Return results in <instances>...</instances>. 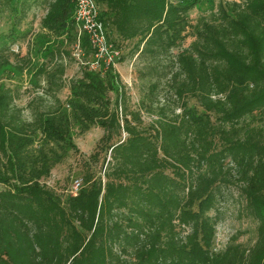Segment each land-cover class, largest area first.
Wrapping results in <instances>:
<instances>
[{"label": "trees", "instance_id": "16d2710c", "mask_svg": "<svg viewBox=\"0 0 264 264\" xmlns=\"http://www.w3.org/2000/svg\"><path fill=\"white\" fill-rule=\"evenodd\" d=\"M93 1L103 29L113 30L114 38L105 33L110 47L134 40L129 53L152 63L176 50L169 87L200 110L148 108L155 118L142 126L110 63L105 72L82 67L63 101L56 96L63 66L55 64L40 87L50 102L27 104L28 119L14 104L18 94L0 83V264H264V130L239 124L264 113V0L225 2L214 24L189 22L198 0ZM67 5L0 0V20L12 23L0 36V71L32 68L27 55L11 51L26 35L19 27L32 8L62 24ZM74 126L99 127L109 159L101 178L87 170L77 192L63 195L47 178L74 148ZM231 183L256 236L249 247L230 236L216 250L218 217L209 212L220 185Z\"/></svg>", "mask_w": 264, "mask_h": 264}, {"label": "rangeland", "instance_id": "374dc122", "mask_svg": "<svg viewBox=\"0 0 264 264\" xmlns=\"http://www.w3.org/2000/svg\"><path fill=\"white\" fill-rule=\"evenodd\" d=\"M68 1L71 2L72 7L66 6L62 24L54 21L51 16L47 18V13L42 7L32 8L28 12L19 27V31L26 32V35L22 41L15 42L11 46V51L18 57L27 55L32 68L17 70L7 67L0 71V83L18 94L14 104L22 109L21 114L24 119L29 118L27 104L37 105V108L43 109L50 102L47 95H41L40 89L45 85L43 80L45 71H49L55 64H62L63 74L60 80L63 87L56 96L63 101L68 96V81L80 76L82 67L103 68L102 72H105L107 60L112 72L119 77L124 86L128 108L139 111L142 126L148 127L155 118L154 114L147 111L148 108L156 111L159 106H163L165 114H169L171 108L174 112H178L176 106L185 104L200 110L193 98L187 96L177 98L169 87L170 72L176 70V66L172 63V56L176 50L171 51L172 56L169 58H162L152 63L129 53L135 42L130 40L122 50L115 48L113 44L111 47L107 44V55L97 56L96 48L83 28L85 18L77 12L75 0ZM242 1L198 0L188 11L189 22L217 23L219 6H223L225 2L241 3ZM97 11L99 15L98 7ZM11 27L12 23L6 17L0 20V36L8 32ZM104 29L110 38H114L113 30L109 25L104 24ZM191 40V36L186 37L181 47H186ZM121 55L123 59L120 58ZM11 60L17 65L16 59L11 58ZM37 85L39 87H36ZM108 97L112 102L113 94L108 93ZM246 123L264 130V113L254 114L239 122L242 125ZM101 135L102 130L97 126H92L84 132H79L75 126L72 127L69 136L74 148L68 150L65 157L53 166L47 178V187L64 195L68 193L71 181L80 180L87 170L91 171L94 177L101 178L105 163L109 159L108 152L104 154L98 145ZM120 138H123V134ZM93 153L95 155L91 157ZM214 209L209 214H216L218 217L213 241L216 250L222 249L230 236H234L236 242L244 247L252 245L256 236V221L246 214L245 200L238 184L220 185Z\"/></svg>", "mask_w": 264, "mask_h": 264}, {"label": "built area", "instance_id": "2783aa9c", "mask_svg": "<svg viewBox=\"0 0 264 264\" xmlns=\"http://www.w3.org/2000/svg\"><path fill=\"white\" fill-rule=\"evenodd\" d=\"M77 12L85 18L83 28L90 36L96 48V55L104 57L107 55V42L102 23L98 20V11L93 0H75ZM110 47V45H109ZM97 63V61H96ZM106 63H109L107 60ZM80 187V180L74 179L69 186V193L75 194Z\"/></svg>", "mask_w": 264, "mask_h": 264}]
</instances>
